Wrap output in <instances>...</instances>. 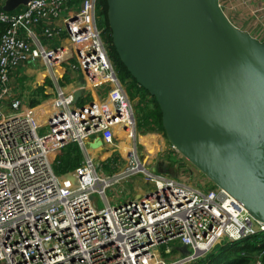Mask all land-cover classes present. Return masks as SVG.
Masks as SVG:
<instances>
[{
  "label": "built area",
  "instance_id": "obj_1",
  "mask_svg": "<svg viewBox=\"0 0 264 264\" xmlns=\"http://www.w3.org/2000/svg\"><path fill=\"white\" fill-rule=\"evenodd\" d=\"M228 1L232 13L264 28V0ZM98 2L32 0L17 11H0V23L7 26L0 36V264H193L223 243L264 233V224L215 185L149 171L156 181L152 190L124 203L108 201L106 191L118 178L146 170L139 168L135 106L98 26ZM71 61V73L80 74L86 87L106 89V99L88 101L84 93L75 103V92L60 86L55 72L58 66L67 70ZM37 62L53 74L56 96L33 108L12 98L8 111L3 109L12 73ZM116 135L133 143L130 164L109 178L89 144L100 139L114 145ZM70 143L82 150L83 161L60 176L53 157ZM251 264L264 262L256 256Z\"/></svg>",
  "mask_w": 264,
  "mask_h": 264
},
{
  "label": "water",
  "instance_id": "obj_2",
  "mask_svg": "<svg viewBox=\"0 0 264 264\" xmlns=\"http://www.w3.org/2000/svg\"><path fill=\"white\" fill-rule=\"evenodd\" d=\"M30 1L6 0L0 11ZM106 3L112 44L156 99L168 143L264 224V42L237 27L220 0ZM84 92L80 81L75 103Z\"/></svg>",
  "mask_w": 264,
  "mask_h": 264
},
{
  "label": "crops",
  "instance_id": "obj_3",
  "mask_svg": "<svg viewBox=\"0 0 264 264\" xmlns=\"http://www.w3.org/2000/svg\"><path fill=\"white\" fill-rule=\"evenodd\" d=\"M3 1L5 2L6 0H3ZM220 1H221L223 8H225L227 11L226 12L227 16L237 27H239L241 30L247 31L250 35H252L256 39L264 42V28L263 27L259 26L257 22L249 21L248 18L242 17V15L239 12L232 13L231 10L228 9L231 5V3L228 0H220ZM58 24H61V21L55 22V25H58ZM40 32H41V28L35 29L36 34H39ZM62 43L66 45L67 44L66 39L63 38ZM65 67L63 68L61 66H58L55 68L56 74L59 75L60 86L66 89H70L73 92H76L78 90L79 82L82 81L85 87L84 93H87L91 101L100 100L101 97L102 99H106L108 97L107 92L103 94L101 93L102 89H94L89 86L86 87L85 81L82 80V77L80 74L78 75V73L69 72V75H67ZM66 77H69V80H66ZM65 81H68V82L65 83ZM64 83L67 87L63 86ZM9 85L11 89V96L7 100V102H5V105L3 106V109H5L6 111H8V107H9L8 101L12 98L22 99L24 108H33L34 107L32 106L33 101L37 102L38 105H40L44 101L52 100L56 96V93H57V83L55 81L53 74L50 73L41 62H37V63L30 64V65H23L16 71H14L11 75ZM43 95H46V98H44ZM138 131L142 132V134L138 135V137H140L138 144L142 150L141 153H165L163 155H160L159 157L161 160L160 168L162 169L163 172H165L167 168L169 171H172V170L174 171V169H172L171 167L172 161L168 155L169 153H178V152L171 151V146L168 143V141L164 138V136L162 135V132L158 130L147 131L141 128H138ZM96 141L97 140H95L94 142ZM128 144L129 143H125L121 141V139H119L118 136L116 135V140H115L114 145H106L102 141V145L96 149H92L89 146V151H91L90 153H122L121 150L125 151L126 148H129ZM126 152L128 153L129 151L126 150ZM154 157L155 155L151 159H153ZM153 164H156V161H154ZM152 169H155V168H152ZM157 173H159V171ZM169 177H173V176L169 175ZM177 178H179L180 181H185L187 179L182 174V172L179 174ZM144 190H146V188L143 189L142 187V189L138 191L137 194L139 196L144 195V193H142ZM219 246H217L214 249L213 253L216 252ZM208 256H206L203 259L197 260L196 263L198 262L197 264H208V263H202L203 261L207 260ZM256 256L258 255H255V257ZM234 257H236L235 254H234Z\"/></svg>",
  "mask_w": 264,
  "mask_h": 264
},
{
  "label": "trees",
  "instance_id": "obj_4",
  "mask_svg": "<svg viewBox=\"0 0 264 264\" xmlns=\"http://www.w3.org/2000/svg\"><path fill=\"white\" fill-rule=\"evenodd\" d=\"M98 12L100 16L105 19V30L109 32V36L105 38V42L108 45V52L111 61L113 62L117 76L121 84L126 85V91L131 100L139 99L138 101V111L141 116L138 119L137 115V126L138 128L147 131H162L165 133L162 126V115L159 105L154 97H152L144 88H142L138 83L132 78L126 67L122 64L119 56L112 44L110 37V31L107 23V3L106 0H99L98 2ZM19 10V9H18ZM7 26L0 23V36L6 31ZM66 80H69L66 77ZM46 98V95H43ZM148 103L147 105H143ZM152 103V106H151ZM38 105L37 102H32V106ZM125 150H128L126 148ZM115 159H113L114 161ZM83 161V153L81 152L78 145L70 143L63 150H61L54 157V170L58 175H65L76 168H78ZM234 254L236 257H234ZM255 255L261 256L264 262V233L233 243V244H223L219 246L215 253H211L207 260L202 263L208 264H251Z\"/></svg>",
  "mask_w": 264,
  "mask_h": 264
},
{
  "label": "rangeland",
  "instance_id": "obj_5",
  "mask_svg": "<svg viewBox=\"0 0 264 264\" xmlns=\"http://www.w3.org/2000/svg\"><path fill=\"white\" fill-rule=\"evenodd\" d=\"M105 19L100 16L99 12L97 11V22L98 26L100 29L103 30V38H107L109 36V32L104 31L105 30ZM106 41V40H105ZM74 68V62H70L69 68L66 70V74L69 75V72H71V69ZM59 71V70H58ZM69 78V77H68ZM71 78V77H70ZM68 81H65L67 83ZM64 83L63 86H66ZM124 88H126V85H123ZM67 87V86H66ZM71 88V87H70ZM68 90V89H67ZM102 94L106 93V89L101 90ZM102 96V95H101ZM102 99V97L100 98ZM90 101V99H88ZM138 101L139 99L136 97V99L133 100L134 103V108H135V114L137 115L138 119H142L141 116L139 115L138 111ZM148 103H144L143 105H147ZM152 106V103H151ZM137 119V120H138ZM162 132V131H161ZM142 134L141 131H138V135ZM162 135L164 138L167 140L165 133L162 132ZM140 139V137H138ZM143 140V139H142ZM132 144H128V151L130 149ZM171 146V145H170ZM122 153H90L92 158L95 159L96 163L98 164L99 168L101 169L100 171L104 173L106 177L113 178L119 176L126 167L129 166L130 162L129 159H126L128 156V153L123 150H121ZM139 152H137V156L140 160L142 166H145L151 174L153 175H162V176H168L172 175L173 177L171 178H177L179 174L182 172V174L187 178L184 182L190 183V184H195L198 183L201 187H206V186H211L213 183L203 174L201 173L198 169H196L189 161H187L181 154L179 153H169V158L172 161L171 167L174 169V171H169L168 168L166 169L165 172L162 171L160 168V155H163L165 153H141L142 150L139 146L138 149ZM171 151L172 146H171ZM176 150H174L175 152ZM57 155V154H56ZM55 155V156H56ZM155 157L151 159L153 156ZM54 156V157H55ZM53 157V160H54ZM129 158V157H128ZM113 159H115L113 161ZM156 161V164H153V162ZM102 166V167H100ZM178 167V169H177ZM155 168V169H152ZM159 171V173L157 172ZM176 172V174H175ZM118 178V177H117ZM123 177L118 178L117 183H113L109 189L106 191V196L108 201L110 203L114 204L117 202L124 203L128 200L134 199V198H140L142 195H138L137 192L140 191L143 187V189L146 188L142 193L149 192L152 190L155 186V179L154 178H149V175L146 172H139L138 174H133L131 176L126 177L125 179H122ZM179 180V178H177ZM180 181V180H179ZM64 183V181H63ZM65 184V183H64ZM94 198L98 201V205L100 207L104 206L103 200L100 198L99 195H94ZM223 245V244H222ZM173 246H178L177 242L173 244ZM160 252L165 256L170 258L169 255L165 253V247H161ZM214 250L211 252L213 253ZM198 263V262H197ZM196 261L193 264H197Z\"/></svg>",
  "mask_w": 264,
  "mask_h": 264
},
{
  "label": "bare ground",
  "instance_id": "obj_6",
  "mask_svg": "<svg viewBox=\"0 0 264 264\" xmlns=\"http://www.w3.org/2000/svg\"><path fill=\"white\" fill-rule=\"evenodd\" d=\"M139 168H140V170H146L145 172H148V170L146 168H144V166H142L141 164H140Z\"/></svg>",
  "mask_w": 264,
  "mask_h": 264
}]
</instances>
